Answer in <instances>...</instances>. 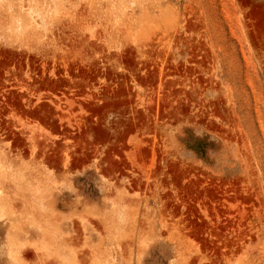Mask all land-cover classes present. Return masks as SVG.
Returning a JSON list of instances; mask_svg holds the SVG:
<instances>
[{"label": "rangeland", "instance_id": "obj_1", "mask_svg": "<svg viewBox=\"0 0 264 264\" xmlns=\"http://www.w3.org/2000/svg\"><path fill=\"white\" fill-rule=\"evenodd\" d=\"M0 208V264H264V0H0Z\"/></svg>", "mask_w": 264, "mask_h": 264}, {"label": "bare ground", "instance_id": "obj_2", "mask_svg": "<svg viewBox=\"0 0 264 264\" xmlns=\"http://www.w3.org/2000/svg\"><path fill=\"white\" fill-rule=\"evenodd\" d=\"M0 209H1V208H0ZM1 211H2V209L0 210V212H1ZM19 248H20V247H19ZM24 249H25V248H24ZM27 249H28V248H27ZM21 250H22V249H21ZM18 252H19V251H18ZM18 252H17V253H18ZM20 253H22V252H19L18 254H20ZM11 254H12V253H11Z\"/></svg>", "mask_w": 264, "mask_h": 264}]
</instances>
